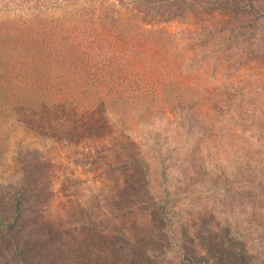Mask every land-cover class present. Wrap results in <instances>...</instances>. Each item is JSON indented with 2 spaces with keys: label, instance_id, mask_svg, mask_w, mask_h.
I'll return each instance as SVG.
<instances>
[{
  "label": "rangeland",
  "instance_id": "1",
  "mask_svg": "<svg viewBox=\"0 0 264 264\" xmlns=\"http://www.w3.org/2000/svg\"><path fill=\"white\" fill-rule=\"evenodd\" d=\"M194 10L163 26L230 108L81 141L2 125L0 264H264V0Z\"/></svg>",
  "mask_w": 264,
  "mask_h": 264
},
{
  "label": "trees",
  "instance_id": "2",
  "mask_svg": "<svg viewBox=\"0 0 264 264\" xmlns=\"http://www.w3.org/2000/svg\"><path fill=\"white\" fill-rule=\"evenodd\" d=\"M256 2L0 0V128L81 141L110 113L122 122L187 114L212 128L231 105L186 72L185 52L163 24L197 8Z\"/></svg>",
  "mask_w": 264,
  "mask_h": 264
}]
</instances>
